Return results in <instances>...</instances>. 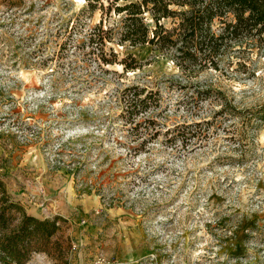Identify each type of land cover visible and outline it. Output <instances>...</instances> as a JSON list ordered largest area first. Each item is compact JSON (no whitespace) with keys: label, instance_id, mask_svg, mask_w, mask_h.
Listing matches in <instances>:
<instances>
[{"label":"rangeland","instance_id":"374dc122","mask_svg":"<svg viewBox=\"0 0 264 264\" xmlns=\"http://www.w3.org/2000/svg\"><path fill=\"white\" fill-rule=\"evenodd\" d=\"M86 7L0 0V180L61 226L27 264H264V46L192 76L151 46L108 45L140 65L126 72L92 54L102 12L71 34ZM133 86L161 99L137 135L120 117Z\"/></svg>","mask_w":264,"mask_h":264},{"label":"trees","instance_id":"16d2710c","mask_svg":"<svg viewBox=\"0 0 264 264\" xmlns=\"http://www.w3.org/2000/svg\"><path fill=\"white\" fill-rule=\"evenodd\" d=\"M85 1L87 7L71 19L74 22L71 34L84 29L85 15L102 12V21L89 34L92 54L101 65L120 64L126 72L137 70L140 65L132 56L129 59L134 65L126 59L119 62L114 50L108 55V45L151 46L170 55L183 73L192 76L209 68L219 70L221 59L246 41L264 46V0ZM113 12L122 18L118 29L105 27V15ZM166 21H171V28ZM121 101L124 106L120 117L133 135L141 128L151 127L150 119H140L161 105L158 93L139 86L124 90ZM258 117L264 123V108ZM178 131L173 143H187L186 133ZM60 228V219L40 220L30 216L20 204L13 203L5 183L0 180V261L27 264L34 252L42 251L39 245L48 243Z\"/></svg>","mask_w":264,"mask_h":264}]
</instances>
